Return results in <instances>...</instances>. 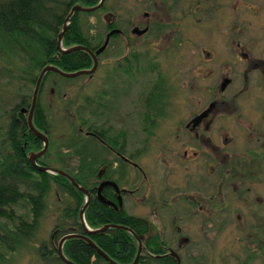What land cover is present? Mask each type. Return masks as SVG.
Masks as SVG:
<instances>
[{
  "label": "rangeland",
  "instance_id": "374dc122",
  "mask_svg": "<svg viewBox=\"0 0 264 264\" xmlns=\"http://www.w3.org/2000/svg\"><path fill=\"white\" fill-rule=\"evenodd\" d=\"M146 6V0H109L106 11H102L88 20L100 29L111 20L113 14H118L119 21L125 20L127 24L134 18H142ZM161 6L162 4L159 2V7ZM159 7L154 9L157 14L154 16L158 21L169 26L166 37H162L159 42V39L153 34L142 39H137L132 35V40L135 38L137 44L134 47L137 51L140 50L139 52H142V54L147 53V57L149 55L154 56L155 62L159 66L157 71L150 73L147 72L148 70L138 71L134 75V91L131 98L126 95L130 84L126 83L124 85L123 80H127L132 75L112 76L114 78L112 85L117 87L115 89L117 92L119 90L117 93V100L119 97L120 102L119 107H123L120 110L122 122L117 121L116 117L112 118V115L109 114L111 112L107 115H101L100 113L96 115L93 106L88 108V111H84L85 105H88L86 101L95 99L100 80H107L110 72L118 68V64L103 65L99 73L100 76L58 80L56 86L50 80L48 85H43L40 94L41 101L46 103V107L49 105V99L53 103L49 112L51 114L50 136L52 137V150L54 151L51 152L52 155L49 157L51 165L61 169L65 159L71 162L69 167L74 173L79 172L78 164H80V160L75 152L65 150L66 153H63V157H55L54 155L61 151V146L66 139L76 140L81 137L78 133V127L82 121L93 124L103 122L100 127L106 129L108 133L113 128L117 130V133L133 131L135 147L141 148L144 139H150L143 135L145 125L143 124L142 108L144 101L150 95L151 105L158 104L160 101L163 102L162 106H164L163 118L158 122V127L154 129L156 134L151 138L150 150L148 154L140 159L142 163H145L144 166L141 165L150 178L151 196L160 194L164 183L171 186L170 188L176 196L179 194L190 196H195V193L204 194L205 187H202L200 191H194L188 180L196 178L197 169L202 172L207 170V168H204L207 163L203 159L205 155L211 154L212 150L208 148L209 152L203 151L198 159L192 161L193 155L189 147V135H185L183 131L179 130V127L181 123L189 121L201 110L207 108L210 100L213 99L226 101L224 110L213 114L215 116L214 125L207 134L216 145H219L220 149L217 150L220 153L235 156L237 161L242 158V164H253L251 160L253 161V158L256 157L255 154H258L255 161L259 167L257 166L256 170L264 174V169L260 166L261 164L264 167V157L262 155V151H264V68L260 69L261 65L257 68L252 66L254 63L257 64L255 60L261 57L264 58V2L257 0L255 4L242 7L240 12L235 11L236 0H224L219 6L212 4L210 6L212 11L210 18L203 22H194L191 25L196 40H194L189 27L191 17L182 14L178 17L179 11L176 12L175 8L170 10V8ZM111 9L114 13L108 14V10ZM150 11L152 12V10ZM82 19L86 20L87 18L83 17ZM178 20L183 21L181 26L186 30L182 36L181 45L176 42L180 38L177 35V29L180 26L176 25ZM231 22L234 23L233 27L241 24L246 26V35L242 33L244 44L240 49L235 42H232L233 38L230 37V42L227 41L226 35L231 27ZM239 52L245 53L246 56L240 57ZM234 55H238V59ZM111 56L115 57V52L112 50L103 56V60L106 62ZM197 58H199V61H197ZM208 59L211 60L207 62ZM225 62L228 64L227 66ZM2 65L4 64L0 61V66ZM13 66L17 65L14 64ZM7 68L17 69L8 65ZM160 74L164 77V80L157 78ZM16 76L0 77V151L2 152H4L3 144L8 148L6 133L11 124V115L14 116L15 112L19 114L20 109L23 107L31 106L33 91L36 87V84L31 83H26L22 87ZM224 76L231 78L232 83L222 94L219 87ZM109 81L113 80L109 79ZM87 82L89 83L86 84ZM161 82H163L162 86L160 85L161 87L156 88L153 92L154 85ZM110 84L111 82H109ZM109 85L108 87L112 89ZM52 87L55 89V92L52 91L53 93L51 92ZM64 94L66 95L64 96ZM88 95L89 99H87ZM121 95L122 99H120ZM129 100H133L132 105L128 104ZM22 102L25 105L21 107ZM28 104L29 106H27ZM132 107L134 110L133 120L127 122L124 117L127 118L126 111L132 109ZM90 112L94 113L91 114ZM100 116L102 117L100 118ZM27 118L28 114L26 115ZM248 137L249 139H247ZM225 138H228V142L224 140ZM166 141L169 142L172 148L168 160L176 167L168 166L171 170L166 169L163 172L159 169H164L161 167V149ZM66 144L69 145L68 140ZM186 150L190 152V157L186 156ZM250 153H252L253 158L247 155ZM146 156L148 159H145ZM213 169H210V171ZM133 176L134 181H131L128 187H140L141 190L137 195L142 197L144 192L148 190H145L143 174L136 172ZM164 178L166 181L163 183ZM247 183L243 186L237 183L236 188H233L236 191H242L243 188H247L245 186ZM248 187L251 192L250 194L246 193L245 198H249V206H245L236 197V191L231 188L227 190L229 200L226 202L225 211L222 210L223 206L220 205L212 207V210L216 208L214 210L218 215L205 216L201 211L196 213L194 211L192 215L190 213L192 209L189 206L179 205L182 202L181 200L176 201L178 203L177 205L174 204L176 216H173V218L175 217L176 225L180 228L181 233L179 243L175 239L174 242L171 241L170 245L172 246L171 249L178 252L182 258V263L241 264L245 255L253 256L256 254L257 264H264V219H255L253 217L255 209L252 207L254 203H258L260 209L264 210V175H261L259 180L253 179ZM210 194L211 192L207 196H210ZM45 202L46 208L36 236L16 251L3 252L0 264H52L53 261L47 260L45 257L42 258L43 251L39 248L42 244L51 246L53 230L62 219L64 210L68 208L71 201L68 194L62 192L54 182H51V189ZM22 204L23 207L18 208L19 214L29 216L30 207L27 206L28 203L23 201ZM88 207L89 204L84 210V220L90 228L91 225L85 219ZM126 209L131 214L147 219L151 218L157 228L164 226L166 238L168 241L171 240L170 236L173 234L171 221L164 211L158 210L159 215L156 218L154 217L155 210L147 205L135 204L133 199L128 200ZM159 217L162 220L161 225L160 220H158ZM254 223H257L256 229L253 228ZM248 231L253 232V234ZM243 235L248 237L243 240ZM244 251L245 253H243ZM251 263H254V261L252 260Z\"/></svg>",
  "mask_w": 264,
  "mask_h": 264
},
{
  "label": "flooded vegetation",
  "instance_id": "af4514ba",
  "mask_svg": "<svg viewBox=\"0 0 264 264\" xmlns=\"http://www.w3.org/2000/svg\"><path fill=\"white\" fill-rule=\"evenodd\" d=\"M108 1L109 0H106L100 9H98L92 13H97V15H98V13H100L102 11H106L107 7H108ZM223 1L224 0H146L147 6H146L145 10L143 11L142 18H134L130 22H127V24H126L125 20H123L122 22L119 21L120 19H119L118 14H113L111 20L108 23L104 24V26L101 27L100 29H98V27H97V31L101 35H103V41L100 44V47L98 49L93 50L92 48L84 46V45H80V44L75 45L76 47L82 46L84 48H87L94 54L95 59L97 61V66H96V69L93 71V73L85 74V75L79 76L77 78H65V77H63L57 73L47 72L42 79L40 90H41V87L43 85H46V84L48 85V82L50 80H52V84L54 86H56L57 83L59 82L58 80H64V79L74 80V79H79V78L87 77V76L88 77L89 76L95 77V76L99 75L100 70H101L103 65L109 66V65L118 64V68H116V70H114L113 72H110V75H109L107 80H104V79L100 80V85L98 86V90L95 89L96 90L95 99L90 100V101H88V100L86 101V103H88V105L87 104L85 105L84 111H88V108H91L93 106L95 109L96 115L98 113H100L101 115H103V114L107 115V113L111 112L109 114L112 115V118L116 117L115 119L117 121L120 120L122 122L123 119L121 117L120 110L123 109V107H119V103H120L119 97L117 100V93L119 92V90L117 92L115 90V89H117V87L115 85L114 86L112 85L114 82V78L112 76H120V74H123L126 76L132 75L127 80H123L124 85L126 83L130 84V85H128L126 95H127V97L131 98V96L133 95V91H134V75L138 71L148 70L147 71L148 73H150L152 71H155V72L157 71V67H159V66L156 64L154 56L149 55V57H147V53L142 54V52H139L140 50L137 51L134 47L137 46V44L135 42V38L142 39V38L147 37L150 34H153L155 37H157L159 39L158 41L160 42L162 37H166L169 26L164 25L163 22L158 21L156 19V17L154 16L156 14V11H154V9L159 7V2L162 4L161 7L170 8V10L172 8H175L176 12L179 11L178 17L181 14L186 16V17H191L189 27H190L191 34L194 37V40H196L195 33L191 27L192 23L203 22V21L208 20L210 18V15H212V11L210 10V6L212 4L214 6L215 5L219 6L220 3H222ZM262 1L264 2V0H262ZM100 3H101V0L99 1L98 4H100ZM255 3H257V0H236L235 11L240 12V9L242 7H246V6H249L250 4H255ZM161 7H159V8H161ZM103 9H105V10H103ZM150 10H152V12L154 14ZM108 11H109L108 14L114 13V11H112V9L108 10ZM110 11H112V12H110ZM94 16H96V15H94ZM186 17H184V19H186ZM228 19H230V18H228ZM182 23H183V21L181 22L179 20L176 23V25H180L177 29V35L180 36V38L178 40H176V42L180 45H181V41H182V36L186 32V30L184 28H182V26H181ZM233 24L231 22V27H230L227 35H226L228 38L227 41L230 42V40H231L230 37L233 38L234 40H232V42L233 43L235 42L240 49L241 47H243V44H244V41H243L244 37L242 36V33H243V35H246V26H245V24L244 25L241 24V25L233 27ZM112 32H115V33L113 35H111V37L109 38V42L107 43L106 48L101 53L98 54L97 51H99L106 44L107 38ZM132 35L135 37V38H133V40H132ZM75 46H70L67 49L64 47H62V48L64 50H68V49L75 47ZM176 46H178V45H176ZM110 50L115 52V57L111 56L105 62L103 60V56H105ZM77 51H84V52L88 53L89 57L91 58V62H92L89 67L82 69V70H79V71L92 70V68L94 67L95 61H94L93 55L90 54V52H88L87 50L80 49V50L68 52L66 54H70V53L77 52ZM239 55L242 58L244 56H246V54L242 53V52H239ZM116 56H117V58H116ZM234 56L236 57V59H238V57H237L238 55L237 56L234 55ZM209 60H211V59H208L207 62ZM197 61H199V58H197ZM255 61H257L256 62L257 64H255V63L252 64V66L254 68H257L260 65H261L260 69L264 68V58L263 57L259 58L258 60H255ZM225 65L227 66L228 64L225 62ZM62 71H64V70H62ZM109 71H108V74H109ZM76 72H78V71H76ZM66 73H74V72H66ZM49 76L52 77V79H50ZM157 78H161L164 80V77L161 74ZM109 79H112L113 81H109ZM226 79L231 80L230 84L232 83L231 78L224 76L223 81L221 82V85L219 87L222 94L230 86V84H229L224 91L222 90V83ZM109 82H111L110 85H109ZM88 83L89 82H87L86 84H88ZM162 84H163V82L158 83V85L155 84L154 87L152 88L153 92H155L154 90L156 88H160L162 86ZM108 85L111 86L112 89L110 87H108ZM40 90H39L37 105H36V108L34 111L33 124L38 131H40L41 133H43L44 135L47 136V138L49 140V147H48L47 151L41 157L36 159V163L40 166L59 169V168L53 167L54 165H51V161H50L51 159H49V157L52 155L51 152L53 151L52 150L53 143L51 140L52 137L50 136V128H49L50 127V120H51V114L49 112H50V107L53 106V103H52V100L49 99L50 100V101H48L49 105H48V107H46V105H45L46 103H43V101H42L41 102V106H42L41 113H40V115L37 114V112L39 111L38 109H39ZM52 91L55 92V89L53 87L51 88V92ZM49 93H50V91H49ZM110 94L112 95V97ZM65 95L66 94H64V96ZM149 96L147 97V100L144 101V106H142V108H143V124L145 125V127L143 128V135H146L150 139L145 138L141 148L135 147V142H133V140L135 139L134 138L135 135L133 134V131H130V132L127 131V133H117L116 132L117 130H115L113 128L112 129L113 132L111 131L110 133H108L106 131V129L100 127L101 124H103V122H99V123L96 122V124H93L90 122L86 123V122L82 121V123L78 127V133H79V136H81L78 139H79L81 145H82V143H84V144L88 143L90 145V147L96 148V150H97L96 151L97 163L100 166V168H99L100 171L98 173V175L100 177V183L97 186V196H99V200L103 201L104 203L109 204V207H111L116 212H124L127 215L136 216L138 218L147 220V222L150 226V229H149L150 232H147L146 235L143 234L142 236H139L136 232H134L131 229L136 234V236L139 238L138 239V238H136L135 235H133L135 240H136L138 253H139V249H142L140 258L145 252H147L148 239L150 238V236L152 235L153 232H156V233L160 234V236L163 239V242L167 243L166 249H168V251L171 253V255L176 259L177 264L179 263L177 256L180 259V264H184V263H182V258L180 257L178 252L176 250L174 251L173 249H171L172 246L170 245L171 241L174 242L175 239H177L178 243H179V239H180L179 237H180V233H181L180 228H178L176 225L175 217L173 218V216H176L175 215L176 209L174 206V204H176V205L178 204V203H176V201L181 200L182 202L179 203V205L181 204V205L189 206L192 209L190 211V213H192V215L194 214V211H195V213L201 211V213L205 214V216L206 215H211V216L212 215H218V213H216V211L214 210L216 208H214L212 210V207H216V205H220V206H223L222 210L225 211L226 202H227V200H229L228 199L229 193H227V190H230L233 187L236 188L235 186L237 183L243 186L246 182H248L245 185V186H247V188H243L242 191H236V189H234V188H233V190L236 191V197L243 204H245V206H249V198H247V199L245 198L246 193L250 194V192H251L250 188L248 187V184H251L253 179L259 180L261 178V175H264V174H262L261 171L256 170L257 166L259 167V165L255 161L258 154H255V156H256L255 158H253L251 156L252 153L247 154L248 156H251L254 159L253 161L251 160V163H253V164H242L241 163V161H243L242 158L239 161H237V159L235 160V156H233V155L230 156L229 154H226L223 152L220 153L217 150V149H220L219 145H216L214 143L213 139L207 134L210 132L211 127L214 125L215 116L213 114L215 112H221V110H224L225 105H226V101L219 100V99H213V100H210L207 108L201 110L197 115H195L189 121H186L185 123H181L180 124L181 126L179 127L180 131H183L184 134L187 136L189 135V137H188V138H190L189 147H190V151L193 155L192 161H195L196 159H198L202 155L203 151L209 152L208 148L210 150H212V153L210 152L211 154L205 155V158L203 159L204 162L207 163V164L204 163V164H206V165H204V168H207V170L205 172H202V171H198V169H197L196 170L197 173H195L196 178L193 180H188V183H190V185H192V189H194V191L195 190L200 191V189L202 187H205V189L203 191L204 194L201 195V194L195 193V196L179 194L180 196L179 195L176 196L175 192L170 188L171 186H168L167 183H164L166 181V179L164 178V181H163L164 187L160 191V194L151 196L150 193H152V191L150 190V187H149L150 178L147 176L146 171H144V169L142 167V165L144 166L145 163L144 162L142 163L140 161V159L145 154H148V151L150 150L149 146L151 145V142H152L151 138H153L156 134V133H154V129L158 127V124H159L158 122L160 121L161 118H163L162 112H164L163 111L164 106H162L163 102L161 103L160 101L158 102V104L151 105V101H150ZM87 99H89V95L87 96ZM120 99H122V95L120 96ZM156 102H157V100H156ZM131 103L133 104V100H129L128 104H131ZM30 108H31V106L30 107H23L20 109V113L14 117L15 120L18 121V124L21 125L22 122L23 123L26 122L28 124V118L26 119V115L28 114V117H29ZM23 110H27V111L24 112ZM99 110H100V112H98ZM207 111H208V114L205 117H203L199 122L196 123V120L202 114H204ZM90 113L93 114L94 112H90ZM133 114H134L133 107H132V109H129L126 111L127 118H126V116L124 118L126 119L127 122H128V120H130L132 122ZM37 117H38V124H36ZM101 117L102 116H100V118ZM12 118H13V116H12ZM129 124H131V123H129ZM28 127H29V124H28ZM29 130H30V127H29ZM34 136H35L34 137L35 141L38 142L42 147L37 151H30L29 156H28V160H29V157L31 154L39 153L45 147L44 141L42 139H40L39 137H37L36 134H34ZM247 139H249V137ZM67 140L69 142V145H71L73 139L72 140L66 139V141ZM224 140L226 142H228V138H225ZM249 142H251V141L249 140ZM26 146L27 145H25V147ZM74 146H76V145H74ZM162 146L163 147L161 149V152H162V154H161V162H162L161 167H163L164 169H159V170L165 172L166 169H168L170 171L171 169H169L168 166H175L174 164H172L168 160V157L171 156L172 148H171V145H169L168 141L164 142V144ZM25 147H23V148H25ZM90 149L85 150V151H87V153L84 154V155H86V157H91L95 154L94 152L89 153ZM66 151H69V150H66ZM66 151L61 150L58 154H56L54 156L55 157H57V156L63 157V153H66ZM185 152H186L187 157L191 156L189 154L190 153L189 151L186 150ZM262 152H263L262 155L264 157V151H262ZM147 156L145 159H148ZM63 161H64V165H67L68 169H70L69 166H71V162H69V160H65V159ZM186 162H189V161H186ZM239 165H240V168H239ZM80 166H81V161H80V164H78V168ZM260 166H261V168L264 169L263 165L260 164ZM212 168H214V169L212 171H210V169H212ZM59 170L64 171L63 168H61ZM254 170H256V172H254ZM108 171L110 173H112L111 178H105V173ZM136 172L143 174V178L145 179V182H144L145 190L148 189L144 192V194H143L144 196H142V197L137 195L139 190H141L140 187H138V188H129L128 187L130 182L134 181L133 180V177H134L133 174ZM238 174H239V176H238ZM104 182H112L113 185H106L102 189H100V186ZM105 190L108 191L110 198H107L104 195ZM210 192H211L210 196H207ZM145 193H146V195H145ZM90 198H91V200H90V203H91L93 201L91 193H90ZM129 199L130 200L133 199L135 204L147 205V206L151 207L152 210H155L154 217H156V218L159 215L158 210L161 212L164 211L165 214H168L169 220L171 221L172 230H173V234L170 236L171 240H169V241L167 240L166 234L164 233V228H163L164 226H162L161 228H157L155 223L151 220V218L147 219V218L135 215L133 213L131 214L130 211H128L126 209V204H127ZM90 203H89V205H90ZM259 206H260V204H258V203H254L252 205V207L255 209V212L253 213V217L255 219L261 220V219H264V210L260 209ZM215 217H218V216H215ZM219 218H221V217L219 216ZM207 219H209V218H207ZM158 220H160V225H161V221H162L161 218L159 217ZM86 226L84 225V227L86 228V231H87L88 227H86ZM152 226L154 228H152ZM256 227H257V223H254L253 228L256 229ZM89 229H90V231L92 230L91 228H89ZM248 232L250 234H253V232H250V231H248ZM87 234H88V232L86 234H79V235H87ZM247 237H248L247 235H245V237L243 235L242 239L244 240ZM138 253H137V255H138ZM243 253H245V251ZM175 254L177 256H175ZM59 256H60V254H59ZM140 258H139V260H140ZM252 260L254 261V263H251ZM138 262H137V264H138ZM257 262L258 261H257L256 254H254L253 256L252 255H245V258L241 262V264H257Z\"/></svg>",
  "mask_w": 264,
  "mask_h": 264
},
{
  "label": "trees",
  "instance_id": "16d2710c",
  "mask_svg": "<svg viewBox=\"0 0 264 264\" xmlns=\"http://www.w3.org/2000/svg\"><path fill=\"white\" fill-rule=\"evenodd\" d=\"M99 1L0 0V61L4 64L0 66V77H14L19 72L16 77L23 87L26 83L36 84L41 71L47 65L54 64L65 72H76L89 67L92 62L88 53L77 51L66 54L61 51L58 42L73 6L79 4L93 7ZM94 15L97 13L75 12L63 36L62 47L67 49L80 44L93 50L98 49L103 35L97 31V25L88 20ZM83 17L87 19L83 20ZM14 64L17 66H13ZM7 65L17 69L11 70ZM42 90L43 86L40 94ZM41 102L40 95L37 112L39 115ZM22 105L25 103L22 102L20 106ZM15 115L18 114L15 112L13 118ZM13 118L6 133L8 148L3 144L4 152L0 151V260L3 252L16 251L36 236L46 208L45 200L51 189V182H54L62 192L70 196L71 204L64 210L62 219L53 230L51 246L42 244L39 249L43 251L42 258L53 261L52 264H66L59 256L58 243L68 234L87 233L79 217L86 196L64 176L38 172L31 165L28 160L29 152L37 151L42 146L35 141V136L26 122L20 125ZM86 149L95 154L86 157ZM61 150H72L81 161L78 173L68 169L67 165L62 168L92 195L93 201L86 212V221L91 225V231L95 232L89 235L90 239L118 264H132L138 253L134 236L124 228L111 226L128 227L142 236L150 232L147 220L116 212L109 204L99 200L97 186L100 183V166L97 163L96 148L90 147L88 143L81 145L79 139H76L71 145L66 144L65 140ZM111 176L109 171L105 173V178ZM104 195L110 198L107 190ZM23 201L30 207L29 216L19 214L18 208L23 207ZM103 228L107 229L96 232ZM166 245L160 234L153 232L148 239L147 252L141 256L138 264H177ZM64 252L66 258L75 264H111L82 238L67 240Z\"/></svg>",
  "mask_w": 264,
  "mask_h": 264
},
{
  "label": "water",
  "instance_id": "95a60500",
  "mask_svg": "<svg viewBox=\"0 0 264 264\" xmlns=\"http://www.w3.org/2000/svg\"><path fill=\"white\" fill-rule=\"evenodd\" d=\"M106 0H101V3L98 4L97 6H94V7H84L82 5H75L73 6V8L71 9L69 15L67 16L66 18V21H65V25H64V28L59 36V46H60V49L62 52L64 53H68V52H72V51H76V50H80V49H83V50H87L88 52H90V54L93 55L94 57V67L92 68V70H88V71H78V72H74V73H66L64 71H62L61 69H59L58 67L56 66H53V65H47L42 71H41V74L37 80V83H36V87H35V90H34V93H33V98H32V104H31V108H30V111H29V117H28V124H29V127H30V130L32 133L36 134L37 137H39L40 139H42L45 143V147L44 149L39 152V153H34V154H31L30 157H29V161L31 163V165L38 171V172H49V173H52V174H57V175H62L64 176L66 179H68L70 181V183L76 188L78 189L80 192H82L85 196H86V201L81 209V212H80V218H81V221L82 223L86 226V223H85V220H84V210L85 208L87 207V205L90 203V193L88 190H86L84 187H82L79 183H77V181L74 179V177H72L70 174H68L67 172L65 171H61L59 169H54V168H49V167H44V166H40L36 163V159L41 157L48 149L49 147V140L47 138L46 135H44L43 133H41L40 131H38L36 129V127L34 126L33 124V116H34V111H35V108H36V105H37V100H38V95H39V90H40V86H41V82H42V79L44 77V75L47 73V72H54V73H57L65 78H77L79 76H82V75H85V74H91L93 73V71L96 69V66H97V61L95 59V56L94 54L87 48H84L82 46H75V47H72L68 50H64L62 48V39H63V36L66 32V30L68 29L69 25H70V22H71V19H72V16L75 12H85V13H92V12H95L96 10L100 9L102 7V5L105 3ZM115 32H112L108 38H107V42L106 44L99 50L97 51V53H101L107 46V43L109 42V38L111 37V35H113ZM231 80L229 79H226L224 80V82L222 83V90L224 91L227 86L230 84ZM24 112H26L27 110H23ZM208 114V111L205 112L204 114H202L197 120H196V123L199 122L203 117H205L206 115ZM106 185H113L112 182H104L102 183V185L100 186V189H102L104 186ZM87 227V226H86ZM111 227H119V228H124L125 230L131 232L133 235L136 236V234L128 227H122V226H111ZM105 229L107 228H103L101 230H97L96 232H101V231H104ZM87 232L88 234L87 235H79V234H69V235H66L64 236L58 243V252L60 254V257L66 262V264H75L74 262L70 261L68 258H66V256L64 255V252H63V246H64V243L69 240V239H72V238H82L84 240H86L99 254H101L107 261H109L111 264H118L117 262H115L113 259H111L104 251H102L90 238H89V234H92V233H95V232H92L90 231L88 228H87ZM136 238H138L136 236ZM139 239V238H138ZM141 250L142 249H139V253L136 257V260L133 264H137V262L139 261V258H140V255H141ZM175 256H177L175 254ZM178 258V264H180V259L179 257L177 256Z\"/></svg>",
  "mask_w": 264,
  "mask_h": 264
}]
</instances>
